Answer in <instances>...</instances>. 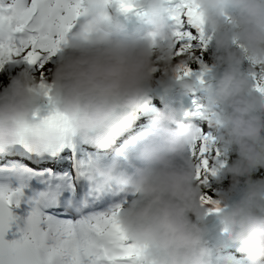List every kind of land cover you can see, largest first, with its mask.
I'll return each instance as SVG.
<instances>
[{"label":"clouds","instance_id":"clouds-1","mask_svg":"<svg viewBox=\"0 0 264 264\" xmlns=\"http://www.w3.org/2000/svg\"><path fill=\"white\" fill-rule=\"evenodd\" d=\"M199 3L214 36L213 59L222 69L208 86L210 103L220 107L216 135L237 154L224 172L233 184L244 178L246 185L237 202L221 208L218 219L246 253L248 264H264V181L251 179L254 170L264 168V95L254 90L244 70L248 61L247 72L264 71V0ZM110 5L109 0H84L78 24L47 82L53 107L70 129L100 149L110 148L133 126L136 113L147 109L157 67L165 90L178 84L192 92L195 86L194 81L177 79L175 37L165 0H137L145 10L141 19L151 28L143 34L129 33L109 14ZM228 7L234 14L225 21ZM15 36V25L5 12L0 16V44ZM43 91L37 79L23 71L0 93V149L24 137L42 154L47 145L60 142L62 133L55 126L32 119ZM179 113L172 107L161 110L150 127L131 137V161L113 160L107 166L97 162L89 172L90 180L99 177L101 184L115 183L131 192L119 219L129 240L143 249V264H211L206 229L197 222L204 220L206 210L190 155L201 130L178 119ZM39 197L36 193L30 202Z\"/></svg>","mask_w":264,"mask_h":264},{"label":"snow or ice","instance_id":"snow-or-ice-1","mask_svg":"<svg viewBox=\"0 0 264 264\" xmlns=\"http://www.w3.org/2000/svg\"><path fill=\"white\" fill-rule=\"evenodd\" d=\"M121 12L137 8V0H109ZM171 7L174 23V57L180 58L177 79L193 75V69L184 61L194 57L199 45L206 50L211 37H205L204 14L199 0H165ZM84 0H0V16L7 12L16 28V36L7 44H0V68L19 58L40 72L39 86L50 105L45 121L70 131L66 118L53 107L51 86L46 82L47 64L63 49L81 16ZM230 19V17H226ZM156 40L153 37V46ZM209 71L201 65L197 79L204 83ZM254 90L264 95V71L251 74ZM205 108L197 105L194 115L203 116ZM37 115V113H33ZM217 119V113H211ZM218 123V120H217ZM190 155L196 161V180L207 184L209 175L215 176L224 167L222 153L216 147L215 137L201 132L190 145ZM21 191L0 190V264H140L143 249L133 244L120 222L123 204L109 211L83 216L79 219H57L45 216L32 202L30 211L19 227L20 217L12 209L19 207ZM208 205V213H219V202L206 194L200 197ZM16 224L19 237L9 240L7 234Z\"/></svg>","mask_w":264,"mask_h":264},{"label":"rangeland","instance_id":"rangeland-1","mask_svg":"<svg viewBox=\"0 0 264 264\" xmlns=\"http://www.w3.org/2000/svg\"><path fill=\"white\" fill-rule=\"evenodd\" d=\"M28 2L30 3V0H28ZM168 8H170V6H168ZM232 14H234V9H232L231 7H228L225 9V18L230 17ZM209 30L210 28L206 24H204V32H205L206 38L207 36L209 37L210 35ZM197 47H199V45H197ZM58 56H59V53L55 57L52 58V61L50 63L47 64L46 74L54 70L55 61H57ZM22 61L23 60L21 59L19 60L13 59L9 61V64L11 66H16V65H19ZM31 67L34 70V72L36 73L39 72L35 69L34 66H31ZM219 74L220 73H218L216 76L207 75V78L205 77L203 78L204 79L203 84H201L198 79L192 80L186 77L181 79V80L186 79V80L194 81L195 86L192 92L194 93L197 92V94H192V92H186L185 90L180 89L181 87L178 84L168 90H165L164 88L161 87V81L153 79L150 85L149 96H150V103L154 101L156 105H152L149 103L146 110L138 111L136 115L143 116L144 117L143 119L146 120L145 123H147L148 121L152 122V119L157 114V112L161 110H165L168 107L176 108L186 113L189 111L191 112L190 116H186V117L188 119L190 118L194 120L193 123L199 127L201 132L205 134H209V135L210 134L216 135V128L218 127V123H217L216 118L211 117V113L215 112L217 113V116H218L219 111L216 109L215 105L210 103L209 100L207 101L208 105L203 104L202 95L205 94L206 96L209 97L208 86L215 83V80L217 79ZM164 97H166V99H164ZM197 105L204 106L206 111L203 116L194 115V113L196 112ZM49 108H50V105L48 104L47 99L46 98L40 99L37 102L36 108L34 110V112L37 113V115L35 116L32 115V117H35V121L37 122L45 121V118L47 117V114L49 113ZM177 118L179 119V117ZM141 121L143 120H140V122ZM143 122L142 124L138 125V127H140L141 125H144L145 123ZM138 127H134V129L130 133L134 134V132H136ZM75 136L78 140V151H76L75 157L73 156V158L70 159L68 164L76 165L78 160L84 157L83 154H85V156H88L87 154H89L90 156H95V155L98 156L97 152H104V151H99L97 147H94L90 144H86L82 142L78 135L75 134ZM61 139L62 140H60V144L58 142L54 145H47L44 149V152L40 154V153L33 151L28 146L26 138L21 137L18 139V141L14 145L6 149H0V157L13 158L15 156H19L22 158L21 161H25L27 157L34 158L38 156V157H50L51 158L55 154H60L62 157L67 158L66 157L68 154L67 152H69L67 148L71 147V142H69L71 139L69 138V135ZM118 142L120 141L113 143V146L117 144ZM57 151H59V153H57ZM100 157H103V155H101ZM88 161L94 163V160L92 159V157ZM206 185L208 187H212V185L209 182H207ZM214 192L216 194H219L221 192V189L214 188ZM241 195L242 193H235L233 195H227L225 198H223L222 201L219 202L220 207H224L225 205H227L236 196H240L241 198ZM212 213H213L212 215H207L203 221H197L198 223H200L201 227L206 229V236L208 237L207 242L214 251V256L212 260L216 258L220 259L221 260L220 264H240L243 261L242 255L244 254V252L240 250L238 251L235 249L236 244L232 242L231 238H230L231 241L229 243H226L223 238L217 235V232H216L217 228L214 229L212 234L207 233L208 229L213 228L215 218L217 217V213L215 212H212ZM193 219L195 220V217H193Z\"/></svg>","mask_w":264,"mask_h":264},{"label":"trees","instance_id":"trees-1","mask_svg":"<svg viewBox=\"0 0 264 264\" xmlns=\"http://www.w3.org/2000/svg\"><path fill=\"white\" fill-rule=\"evenodd\" d=\"M225 21H227L226 18H225ZM209 33H210L209 37H211V39L207 45L206 50L201 51L200 47H197L196 52L194 54V57L183 58L184 61L186 63H188L190 65V67L193 69V75L186 77L188 79L190 78L192 80H197V75L201 69V65L206 66L209 69V71L204 76L205 78H207V75L216 76L218 73H220L222 71V69L216 65V63L213 59L214 36H213L211 29L209 30ZM13 59L19 60V58H13ZM178 63H180V58H175L173 60V65L177 66ZM55 64H56V61H55ZM248 64H249V62L246 61L245 65H244L245 74L248 75L249 79H251L253 84H254V81H253L252 76H251L252 72H247ZM23 71H27L28 73L32 74L37 79V81L40 82L39 72H37V73L34 72L32 67L30 65H28L27 63H24L22 61L19 65L11 66L9 64V62H7L4 64V66L2 68H0V93H3L8 88L11 81ZM52 72L53 71H50L49 73H47L45 75L46 82H49V83L51 82ZM256 72L259 74V70H257ZM153 79L161 81L162 73H161L159 67H157L155 69ZM180 89H182V88H180ZM182 90H184V89H182ZM192 94H197V92H195V93L192 92ZM202 97H203L202 103L207 104L209 97L206 96L205 94L202 95ZM164 99H166V97H164ZM150 104L156 105V103H154V101L151 102ZM215 106H216V109L220 112L219 105H215ZM210 135L215 137L216 147H218L222 153L220 159L224 162L225 166L220 168L215 176H211V175L208 176L207 182H209L212 185V187H208L206 184H201L199 181H197V184L201 188V195L206 194V195L210 196L212 199L220 202L227 195H233L235 193H243L245 191L246 185L244 183V178H240L239 183L233 184L232 177L230 175H227L224 172V168L227 167L228 165H230L232 163V161L237 159V154L233 150H230L226 146H224L220 142V140L217 139V135H212V134H210ZM28 158L29 157H27V159ZM251 179L253 181H264V168H258L256 170H254V172L251 175ZM214 188L221 189V192L219 194H216L214 192ZM203 207L206 210V216L213 214V213H210V214L208 213V208H209L208 205H203ZM206 216H205V218H206ZM220 225L216 229L217 235L220 236L221 238H223L226 243H229L231 241L230 240L231 233L229 232V230L227 229V227L224 224H222L221 226ZM235 249L239 251L237 245L235 246ZM245 256H247V255H242V257H245Z\"/></svg>","mask_w":264,"mask_h":264},{"label":"bare ground","instance_id":"bare-ground-1","mask_svg":"<svg viewBox=\"0 0 264 264\" xmlns=\"http://www.w3.org/2000/svg\"><path fill=\"white\" fill-rule=\"evenodd\" d=\"M166 3V2H165ZM166 6H170V4L166 3ZM110 7L112 9H115V8H118V6L115 4V3H111ZM109 7L108 11L110 12L111 8ZM169 9V8H168ZM136 10H144L143 8L141 7H138L136 8ZM135 10V11H136ZM49 114V113H48ZM47 114V116H48ZM141 116V115H140ZM37 118V117H36ZM144 117L141 116L139 118H135V123L133 124V126L126 132H124L123 134L119 135L115 140L116 142L117 141H121L125 136H127L128 134H130V132L134 129V127H138V125L142 124V122H140V120H142ZM33 120H35V117H32ZM145 122V121H144ZM143 122V123H144ZM58 130L62 133V136L61 138H65V136L69 135V138L72 140V144L73 146L72 147H69L67 148L69 153L67 154V158H64L62 157L60 154H55L54 156H52L51 158L50 157H34V158H26V162L28 163H24L21 161V157H17L16 159H14L13 161L17 164H27V167L31 170H35L36 171V175H38L39 173H41L40 175H42V178L41 180H44V179H48L50 177H55V174L61 169V168H64L66 170H69V171H74L76 169V166L78 165H86L88 168H92V165L94 163H97L99 161H97V159L93 158L95 156H90L89 154H87L88 156H85V154H83V158L82 159H79L77 164L76 165H70L68 164L70 159L73 158V156L75 157V154H76V151H78V140L75 136V133L70 130V131H66L60 127H57ZM74 135V137L71 136ZM62 140V139H60ZM60 144V142H59ZM65 148V147H64ZM63 149V148H62ZM109 149L108 148L106 151L104 152H97V155L100 157L101 155H103V157H106V156H109ZM20 150V149H19ZM23 151V150H22ZM121 151H125V149H122ZM31 153V152H30ZM65 155V154H64ZM92 159L94 160V163L92 162H89L88 160L89 159ZM9 158H4V160H2L1 162L2 163H6L8 162ZM28 164H31V165H28ZM51 164V166H50ZM32 165L36 166L37 168H40V169H35L32 167ZM45 167H47L46 169H44ZM30 175L33 174L32 172L29 173ZM74 175V174H73ZM72 175V176H73ZM72 179V178H71ZM240 199V196H236L234 197L227 205H225L224 207H221V208H225V207H230L232 206L235 202H237L238 200ZM218 215L219 213H217V217L215 218V222L213 224V228H210L207 230V233H213L214 229L217 228L221 222L219 221L218 219ZM206 240L208 241V237L206 236ZM208 247L211 249V257H210V261H211V264H220L221 263V260L220 259H213V256H214V251L213 249L211 248V246L208 244Z\"/></svg>","mask_w":264,"mask_h":264}]
</instances>
